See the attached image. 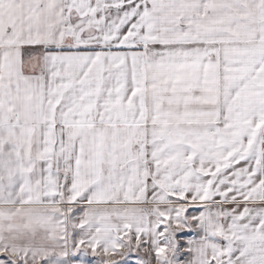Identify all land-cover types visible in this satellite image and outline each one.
<instances>
[{
    "label": "snow or ice",
    "instance_id": "snow-or-ice-1",
    "mask_svg": "<svg viewBox=\"0 0 264 264\" xmlns=\"http://www.w3.org/2000/svg\"><path fill=\"white\" fill-rule=\"evenodd\" d=\"M0 264H264V0H0Z\"/></svg>",
    "mask_w": 264,
    "mask_h": 264
}]
</instances>
